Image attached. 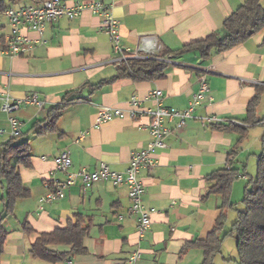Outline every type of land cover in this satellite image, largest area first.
<instances>
[{"label":"crops","instance_id":"crops-1","mask_svg":"<svg viewBox=\"0 0 264 264\" xmlns=\"http://www.w3.org/2000/svg\"><path fill=\"white\" fill-rule=\"evenodd\" d=\"M0 1L4 10L36 3ZM92 1L97 0H66L65 4L70 7ZM98 1L111 6L120 44L145 58L159 51L178 50L213 32L223 35L224 20L245 0ZM260 5L264 8V0ZM100 21L99 16L85 10L74 19L62 17L49 23L39 32L23 28L21 34L31 42L30 50L21 56H6L0 51V106L2 96L22 99L35 94L42 102L41 107L22 105L10 114L0 109V128H8L9 117L21 122L19 137H26L30 155L29 167L19 166L29 195L17 200L12 214L4 218L6 237L0 264H125L128 255L136 250L141 256L135 264H201L203 252L195 242L213 230L221 205L219 195L208 193L212 183L207 176L230 164L238 169L230 194L235 207L234 193H239L247 166L257 156L255 136L248 130L254 126L241 134L231 129L218 130L203 119L213 116L218 124L226 125L245 118L256 87L264 85V29L229 50L212 51L207 59H200L194 51L167 58L161 79L134 82L119 78L104 83L116 75L120 57L100 28ZM7 22L4 11H0V48L10 32ZM200 76L205 78L212 101L204 99L181 129L168 124L172 132L164 140L166 147L154 150V167L139 171L142 204L150 219L142 239L136 234L135 217L129 214L131 204L125 185L105 181L84 190L77 181L64 190L63 199L39 204L46 192L44 182L61 181L66 176L55 170L54 159L62 152H69L68 172L80 168L92 172L101 163L110 171L123 172L131 154L151 141L142 127L148 118H115L96 125L99 108L126 112L127 102L135 96L141 108L155 109L156 102L147 96L159 90L164 107L184 110L197 90ZM67 93L80 99L62 110L55 132L46 131L52 106ZM263 95L257 118L264 117ZM8 140L7 135L0 136V153ZM5 190V181L0 179V215ZM78 214L89 223L82 240L85 254L55 263L30 254L39 234L65 228ZM24 223L32 231L24 232ZM219 234H225L224 226ZM230 238L233 237L223 238L221 249ZM47 248L64 253L71 250L69 245Z\"/></svg>","mask_w":264,"mask_h":264},{"label":"trees","instance_id":"trees-1","mask_svg":"<svg viewBox=\"0 0 264 264\" xmlns=\"http://www.w3.org/2000/svg\"><path fill=\"white\" fill-rule=\"evenodd\" d=\"M0 11H4L1 1ZM222 29L224 30L223 35L213 32L204 39L186 44L175 51H159L145 58H128L126 61L118 63L116 75L104 83L119 78H127L134 82L158 80L164 76L167 58L194 51L203 60L204 58L207 59L212 51L224 52L243 43L251 35L264 29V8L261 7L260 0H245L224 20ZM263 94L264 85L257 86L253 98L247 105L246 116L243 120L235 123L229 122L226 125L215 124L214 128L218 130L231 129L244 134L248 127L256 125L264 127V117H256V110ZM79 99L74 93H67L59 104L52 106L46 131L55 132L56 121L62 110L66 105H70ZM18 138L19 136L9 139L0 153V179H3L6 185L4 204H2L3 209L0 215V256L6 237V231L3 227L4 218L12 214L17 200L29 195L28 190L22 184L19 173V166L29 167V144L27 140L18 142ZM261 142V151L256 156L255 177L247 180L240 201L243 210L237 212L234 222L222 237L219 233L227 219L226 212L234 209V204L230 202V194L232 184L237 180L239 172L230 164L207 176L208 182L212 183L208 193L219 195L221 205L219 207L220 214L213 230L208 233L205 239L195 242L203 252L201 264H214V258L220 253L225 237L234 238L237 255L236 264H264V134ZM22 227L26 233L32 231L25 223ZM88 228V221L78 214L76 220L68 221L65 228L39 234L30 248V254L47 263H55L58 260L85 254L86 249L82 240ZM51 245H69L71 250L68 253L54 251L47 248Z\"/></svg>","mask_w":264,"mask_h":264},{"label":"built area","instance_id":"built-area-1","mask_svg":"<svg viewBox=\"0 0 264 264\" xmlns=\"http://www.w3.org/2000/svg\"><path fill=\"white\" fill-rule=\"evenodd\" d=\"M66 0H36L35 5L26 6L18 10L6 9V16L10 32L6 36L0 51L6 56H21L26 54L31 48V42L21 34V29L42 31L46 25L52 24L62 17L74 19L83 11L88 10L92 14L101 18L100 28L109 36L112 43L114 53L119 55V63L126 61L128 58H138L136 52H132L129 48L120 44V34L118 31V23L111 13V6L101 1L83 2L77 6L68 7ZM147 98L156 102L155 109H144L140 107V100L132 96L128 104L126 112L109 107L99 108L95 124L101 125L115 118H129L136 120L140 117H146L149 122L143 125V129L147 130L151 141L145 148L133 152L130 156L128 167L123 172L110 171L108 166L101 163L97 170L89 172L86 168H80L75 172H68L71 166V160L68 151L62 152L54 161L58 172L65 173V178L61 181L48 179L44 182L46 192L39 198V204L52 203L65 197L64 190L73 186L77 181L80 182L82 189H88L92 185L110 181L113 185H125L127 187L128 200H130V213L136 220V234L142 239L147 233L150 226L149 214L142 204V183L139 179V171L142 169H151L156 161L153 152L155 149H163L166 147L164 140L170 135L172 129L168 124H174L175 129H181L186 120L193 117V111L201 105L204 99L208 102L212 101L209 96V89L205 82L204 76L198 78L196 92L192 95L188 106L184 110H177L162 105V93L159 90L152 91ZM22 105L42 106V102L38 100L35 94H29L22 99H11L8 96L1 97L0 109L6 114H10ZM204 123L218 124V120L213 117H205ZM21 122L16 117L8 118V128H0V136L7 135L9 139L20 136ZM45 159V158H42ZM51 175V174H50ZM126 259L125 264H135L141 256V252L136 250L132 252Z\"/></svg>","mask_w":264,"mask_h":264},{"label":"rangeland","instance_id":"rangeland-1","mask_svg":"<svg viewBox=\"0 0 264 264\" xmlns=\"http://www.w3.org/2000/svg\"><path fill=\"white\" fill-rule=\"evenodd\" d=\"M261 106H263L262 108L264 109V95L262 97V102H261ZM263 114H264V110ZM250 131V133H252L255 136V150H256V155H258L261 151V147H262V142H261V137L264 133V127L262 125H256L251 129H248ZM26 139L25 136L19 137L17 139L18 142L24 141ZM256 174V160L251 161V163L249 164V166H247L246 169V176L243 178L241 182V188L239 189V193L236 192L234 193L235 195V207L234 209H231L228 213V217L227 220H225L224 223V232H226L227 230H229V228L231 227V224L234 222L237 212L238 211H242L243 210V205L241 204V199L243 197V192H242V187L244 186V184H246L248 179H253L255 177ZM236 249H235V241L233 238L228 239L227 241H225V243L222 246L221 249V254L216 256V259L214 261V264H236L235 260H236ZM222 258H225L226 261H222Z\"/></svg>","mask_w":264,"mask_h":264}]
</instances>
